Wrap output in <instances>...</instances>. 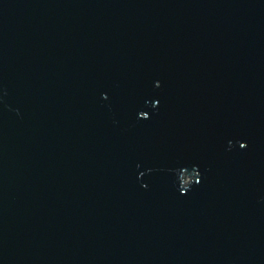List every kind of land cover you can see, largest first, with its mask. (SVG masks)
Wrapping results in <instances>:
<instances>
[{
  "label": "water",
  "instance_id": "1",
  "mask_svg": "<svg viewBox=\"0 0 264 264\" xmlns=\"http://www.w3.org/2000/svg\"><path fill=\"white\" fill-rule=\"evenodd\" d=\"M0 264H264V0H0Z\"/></svg>",
  "mask_w": 264,
  "mask_h": 264
},
{
  "label": "rangeland",
  "instance_id": "2",
  "mask_svg": "<svg viewBox=\"0 0 264 264\" xmlns=\"http://www.w3.org/2000/svg\"><path fill=\"white\" fill-rule=\"evenodd\" d=\"M185 180H187V181L189 180V179L187 178V176H186Z\"/></svg>",
  "mask_w": 264,
  "mask_h": 264
}]
</instances>
